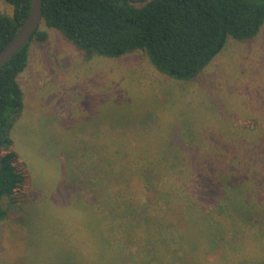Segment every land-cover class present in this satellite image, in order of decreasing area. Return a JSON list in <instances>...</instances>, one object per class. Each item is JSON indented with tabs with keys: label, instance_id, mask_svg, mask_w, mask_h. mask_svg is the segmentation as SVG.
Here are the masks:
<instances>
[{
	"label": "rangeland",
	"instance_id": "rangeland-1",
	"mask_svg": "<svg viewBox=\"0 0 264 264\" xmlns=\"http://www.w3.org/2000/svg\"><path fill=\"white\" fill-rule=\"evenodd\" d=\"M39 29L2 151L22 180L0 264H264V24L188 80Z\"/></svg>",
	"mask_w": 264,
	"mask_h": 264
},
{
	"label": "trees",
	"instance_id": "trees-1",
	"mask_svg": "<svg viewBox=\"0 0 264 264\" xmlns=\"http://www.w3.org/2000/svg\"><path fill=\"white\" fill-rule=\"evenodd\" d=\"M12 14L0 11V49L11 39L29 10L30 0H5ZM43 22L83 51L119 57L143 51L161 73L179 80L195 78L223 48L228 36L251 39L264 24V0H42ZM37 29L31 40L0 66V143L11 146L10 130L22 107L17 76L28 63L30 42L45 41ZM2 153L0 222L4 197L14 194L21 174ZM211 191V190H210ZM185 259L178 262L185 264Z\"/></svg>",
	"mask_w": 264,
	"mask_h": 264
},
{
	"label": "water",
	"instance_id": "water-1",
	"mask_svg": "<svg viewBox=\"0 0 264 264\" xmlns=\"http://www.w3.org/2000/svg\"><path fill=\"white\" fill-rule=\"evenodd\" d=\"M42 20V0H30L29 10L25 18L11 39L0 49V66L31 40ZM3 150L0 143V172L3 165L1 158Z\"/></svg>",
	"mask_w": 264,
	"mask_h": 264
}]
</instances>
